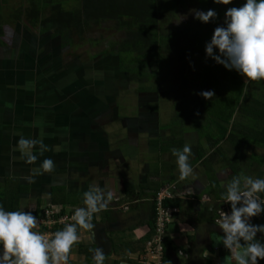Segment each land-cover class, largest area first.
Listing matches in <instances>:
<instances>
[{
	"label": "crops",
	"instance_id": "crops-1",
	"mask_svg": "<svg viewBox=\"0 0 264 264\" xmlns=\"http://www.w3.org/2000/svg\"><path fill=\"white\" fill-rule=\"evenodd\" d=\"M1 35L2 32L0 195L4 194L5 180L16 179L20 186L27 187L26 192L19 195L20 209L28 212L51 206V190L59 188L72 200V204L65 207L74 210L85 206L84 192L91 186H99L105 193L111 192L113 198L106 210L93 215L91 232L77 228L78 243L101 248L106 257L104 264H139L143 249L135 244L150 231L153 200L166 188L174 186L168 201L169 208L177 214L165 239V264H235L230 252L220 243L222 230L206 221L214 206L220 204L219 212L227 206L208 195L211 181L200 173L203 158L197 159L196 146L191 148L188 159L193 173L186 179H179L172 149L182 150L186 144L193 147L188 140L191 134L188 126L173 132L168 124L163 127V121L155 115L131 120L125 106L127 110L132 106L136 111V103L125 99L119 103L114 93L103 92L96 77L94 87L92 81L83 84L74 76L73 80L66 77L50 82V65H59V61L53 59L56 55L50 56L47 51L40 55L43 48L33 47L30 54L26 50L17 51L14 57L7 36L1 38ZM49 41L48 38L46 42ZM50 57L52 61L45 64ZM14 69L19 78L18 73L14 78ZM89 75L91 77L90 72ZM14 79L17 80L14 82ZM14 90L19 94L16 113L21 121L24 117H36L35 126L30 129L20 126L14 129L6 119L4 121L3 115L14 117ZM24 106L29 107L26 114L20 113ZM120 118L130 129L125 130V134L120 130L123 128ZM41 129L47 134L43 138ZM153 131L157 135L150 137ZM172 132L176 134L175 140L171 138ZM52 134L55 137L51 148L47 147L48 150L41 154L37 144L32 149L37 160L27 163L17 148L19 139L42 140L47 146ZM163 140L166 144L158 143ZM192 151L196 155L194 158ZM116 157L122 162H116ZM45 159L54 161V170L33 176V170L40 168ZM30 177L34 182H30ZM218 183L222 186L225 182ZM68 264H87L76 245L72 246Z\"/></svg>",
	"mask_w": 264,
	"mask_h": 264
},
{
	"label": "trees",
	"instance_id": "trees-1",
	"mask_svg": "<svg viewBox=\"0 0 264 264\" xmlns=\"http://www.w3.org/2000/svg\"><path fill=\"white\" fill-rule=\"evenodd\" d=\"M4 2L6 0H0V32L2 23L8 19V15L2 11V3ZM29 2L31 8L29 22L32 24L42 12L52 11L51 14L56 11L59 12V19L55 21V25L59 28V44L61 46L71 45L73 38H76V41H89L90 36L88 34L85 35L84 32L92 28L102 29L105 25L111 26L110 34L112 33L111 36L114 35V37L100 35L96 40L97 44L106 45L105 50L100 52L102 54L116 55L119 63V72L127 75V79L130 82L142 85L150 78V75L148 76L149 67L156 66L158 62L165 63L167 61L164 58L167 53H162L160 50V42L162 37H164L163 35L173 36L177 39V44L167 50L172 55L187 54L189 49H199L206 55L205 46L210 42L214 29L216 27H226L225 12L227 9L232 7L239 8L243 6L246 0H231L227 5L214 3V0H29ZM188 5L199 11L214 10L217 15L214 19H210L208 23H202L195 18L181 22L179 20L180 12L186 10ZM15 17L16 13L12 14V20H15ZM163 19L170 20L175 24L172 25L171 30L166 31L162 35L159 31V25ZM44 26L45 30L49 28L46 24ZM115 33L120 35H115ZM27 53L30 52L27 51ZM213 54H219L218 50L214 48ZM209 58L211 59V64L209 67L207 66V72L219 67L227 81L230 82L229 88L232 96L207 109V114L201 122L196 120L195 125L198 137L205 139L210 150L217 147L224 139H234V135H238L246 142L264 147V81L247 80L235 69H226L222 64L216 63L211 57ZM75 62L78 64V61ZM102 64L100 63L99 65L101 66ZM101 68L103 67L101 66ZM207 72H204L205 74L203 75L201 74L203 78H205ZM100 75L101 73L98 76ZM102 79H105L104 82L107 80L108 84H111V81L104 76L96 78L97 83L101 84ZM92 83L94 87L95 79ZM116 88L117 86L114 87V90ZM139 90H142L141 87ZM237 109L240 111L243 122L242 124L239 122L234 126L233 134V128H231L233 126L232 116L234 112L238 111ZM172 123L167 127L173 132L178 131L180 128L179 121L172 120ZM237 126L240 129L238 133L236 132ZM158 143L166 144V140H163V142L158 141ZM195 150L198 155L197 159L204 157V149L198 146ZM249 158L257 164L262 163V158L258 155H250ZM229 162L231 169L234 171L236 164L230 160ZM210 181L208 195L213 198L212 200L224 202L222 194L226 191V188H221L217 179L210 178ZM3 187L4 194L0 195V207H3L5 211H20L18 196L26 192L27 187L20 186L16 179H6ZM258 195L261 200H264V193H259ZM65 196L62 189L51 190V203L59 208L57 218L65 213L64 211L68 208L65 206L72 204V200ZM226 204L231 212L230 203ZM163 205L169 208V201H164ZM218 209L219 205L218 207L214 206L211 213L208 214L209 218L206 221L209 224L214 225L213 221L218 217ZM152 210L150 231L142 240L135 244L137 248L144 249L146 243L153 236L154 207ZM39 214L40 208L37 207L34 216ZM71 216L69 215L67 218L71 219ZM254 219L257 225H264V211H262L260 219L258 217ZM64 227L65 225L56 224L53 227V231L62 230ZM260 238L263 239V241L260 240L264 243V234H261ZM74 245L78 246L80 253L84 254L87 264H94L92 259L93 246L86 247L79 243ZM164 259L163 263L165 264ZM259 261L260 264H264V260Z\"/></svg>",
	"mask_w": 264,
	"mask_h": 264
},
{
	"label": "rangeland",
	"instance_id": "rangeland-1",
	"mask_svg": "<svg viewBox=\"0 0 264 264\" xmlns=\"http://www.w3.org/2000/svg\"><path fill=\"white\" fill-rule=\"evenodd\" d=\"M29 5V0H6V2L2 3V11L4 14L8 15V19L6 22L2 21V25H9L14 32L17 30L19 34V41H13L14 48L12 49H14V57L16 56L17 51H23L20 42H22L27 35L30 36L31 40L34 36L38 38V34L47 36L50 41L48 43L45 42L42 51L46 50L49 52L48 55L50 56L55 54L57 59H53H55L56 62L59 61L58 66H56V63L55 65L53 64V66L50 65V77L48 78L49 81L51 80L50 82H59V80H63L66 77L73 80L74 70H77L79 66L83 68V71L79 68L80 72L76 74V77H79L76 79H79L83 84H90L89 81H93L96 74V78H102V76H104L111 81V84H108L107 80L104 82L105 79H102L100 86L103 87L104 93H107L108 95L115 92L114 95L119 98V103L125 99L132 103L135 102L136 106L137 104L139 105L138 109L136 107V111L131 108L132 106H130L128 110L126 109L128 106H125V112L128 111V113L131 114V120H142L144 117H141L143 115L147 116L145 112L149 108V110L153 109V115L158 116L160 120L163 121V127H166L167 124H173L172 120L176 122L179 121V129L188 126V129L191 132V134L188 135V140L189 143L193 145L191 148L200 146L205 150L203 160L200 162V173L204 174L207 178L217 179L220 182L224 181V184L226 185L234 176H238V174L251 176L254 179H264V147L251 142H246L238 135H234V139H224L217 147L210 150L205 139L198 137L195 125L196 120L201 122L207 114V109L216 106L226 98H231L232 92L230 93V82L227 81L223 71L219 69V67L207 72L206 68L211 64V59L199 49H189L187 54L185 53L182 55H172L167 51L169 47L177 44V39L173 36L163 35L166 31L172 29V25L175 24L174 22L170 20L169 22L167 19H163V21H160L159 25V31L164 36L160 42V50L162 53H167L164 58L169 62H158L156 66L149 67L148 76L150 75V78L141 85L140 83L130 82L127 79V75L119 72V63L116 55L107 53L102 54L100 52L105 50L106 45H99L96 40L100 35L111 36V26L105 25L102 29L92 28L89 31L84 32L85 35L88 34L90 36L89 41H76V38L72 37L73 40L71 45L61 46L59 44V28L55 25V21L59 19V12L56 11L53 12V14H51L52 11L45 13L42 12L32 24L29 22V17L31 16H29L31 9ZM192 9L194 8L188 5L186 10L180 12L179 20L184 22L193 19L194 13L191 11ZM15 13L16 19L12 20V14ZM44 24L49 27L47 30L44 29ZM115 35L119 36L120 34L115 33ZM112 37H114V35L111 36V38ZM25 50L31 52L32 48H26ZM35 51L36 50H34V52ZM50 58L46 60L45 64H49L52 61V57ZM75 61H78V64L76 63V65H74ZM81 62L83 64L79 65ZM94 63L99 70L93 68L95 66L92 67ZM100 63H103L101 65L103 68L98 66ZM77 66L78 68H76ZM85 67L92 68L88 69ZM85 69H87V72ZM90 70H94L93 73L90 72L91 77L89 75ZM204 72H207L205 78L202 77V75L205 74ZM17 73V70L14 69V78H17ZM99 73H101L100 76H98ZM16 80L17 79H14V82ZM116 86L117 88L114 90V87ZM140 87L142 90H139ZM205 91H212L214 96L211 99H205L200 95L201 92ZM18 97L19 94L14 90V117L3 115V117H6L4 118V121L6 119L7 124L13 126L14 129L16 127L19 128V126L23 129H30L35 126L34 120L36 117L30 116L31 119L24 117V121H21V116L16 113V102ZM20 110V113L26 114L29 107L24 106V108H21ZM2 112L3 109H0V115H2ZM147 113H149L148 110ZM232 119L233 126L231 128H233L234 134V126L239 122L241 124L243 122L239 110L234 112ZM19 121L21 123H19ZM120 121L123 127L120 128V130L125 134V130H127V132L130 130L129 126L123 121V118H120ZM133 124L135 123L133 122ZM137 128L140 130V127L137 126ZM238 130H240L239 127L236 129L237 133L239 132ZM41 132L42 138L47 135L42 129ZM154 132L155 131L149 134V136L154 137V135H157V133ZM50 136L51 140L47 142L48 148H51V144L55 137L53 134ZM175 137L176 134L172 132L171 138L175 140ZM250 155L260 156L262 158V163L257 164L254 160L249 158ZM194 157H196V155L192 151V158ZM115 160L119 163L122 162L120 159L118 160V157H116ZM229 160L236 164L234 171L231 169ZM224 184H222V186L226 188V185ZM222 186L220 187L222 188ZM254 218L256 217L250 218V223L257 225ZM260 237L261 233H257L256 239H261L263 241Z\"/></svg>",
	"mask_w": 264,
	"mask_h": 264
},
{
	"label": "clouds",
	"instance_id": "clouds-1",
	"mask_svg": "<svg viewBox=\"0 0 264 264\" xmlns=\"http://www.w3.org/2000/svg\"><path fill=\"white\" fill-rule=\"evenodd\" d=\"M230 2L231 0H214V3L224 5ZM191 11L194 18L202 23H208L217 15L214 10ZM225 24L226 27L214 29L210 42L205 46L206 56L226 69H235L247 80L264 81V0H246L239 8L227 9ZM214 48L219 54H213ZM200 95L211 99L214 93L205 91ZM37 144L41 154L48 150L42 140L21 137L18 141L17 148L29 164L37 160V156L32 154V149ZM172 154L176 157L179 179H186L193 173V168L188 163L191 147L186 144L182 150L173 148ZM54 167V161L45 159L40 168L33 170V176L50 173ZM29 180L34 182L32 177ZM259 193H264V179L238 175L226 185V191L222 194L225 203H230L231 212L227 205L216 221L218 225L214 221L213 224L222 230L220 243L230 252L235 264H258V260H264V243L256 239L257 233L264 234V225L250 223L251 217L260 218L264 211V200H261ZM83 196L84 207L74 210L67 208L58 218L59 208L53 205L40 207L38 216H34L36 208L26 212L20 206V211H5L0 207V264H68L72 246L80 240L77 227L91 232L94 229L93 215L106 210L113 198L111 192L105 193L99 186H91ZM170 199H164L163 202ZM218 212L219 209L217 216ZM176 214L177 212L173 214L172 222ZM69 215H72L71 219L67 218ZM41 222H50V226H42ZM56 224L65 227L53 231ZM37 225L42 229L41 233L33 231ZM92 251L94 264H104L106 257L103 250L96 248ZM164 251L166 252L165 245Z\"/></svg>",
	"mask_w": 264,
	"mask_h": 264
},
{
	"label": "built area",
	"instance_id": "built-area-1",
	"mask_svg": "<svg viewBox=\"0 0 264 264\" xmlns=\"http://www.w3.org/2000/svg\"><path fill=\"white\" fill-rule=\"evenodd\" d=\"M170 190H175L174 186H169L166 190L162 191L154 201V211H155V221L153 226V236L150 241H148L142 251L141 259L139 264H164V245L165 239L168 231V227L172 223L173 214L176 210L170 208H165L163 206L164 199L171 198ZM221 211L218 212V217L214 220V224L218 225L216 221L220 219ZM42 226L49 227L50 222L40 223ZM33 231H38L41 233L42 229L37 227ZM47 234V233H42ZM49 234V233H48ZM2 251V250H0Z\"/></svg>",
	"mask_w": 264,
	"mask_h": 264
},
{
	"label": "flooded vegetation",
	"instance_id": "flooded-vegetation-1",
	"mask_svg": "<svg viewBox=\"0 0 264 264\" xmlns=\"http://www.w3.org/2000/svg\"><path fill=\"white\" fill-rule=\"evenodd\" d=\"M2 26V29H1V32H2V35H1V38L3 37V36H7V42H10V44H11V46L14 48V43H13V41H15V42H18L19 41V34H18V31L17 30H15V32H14V30L13 29H11L10 27H9V25H6V24H3V25H1ZM7 28V29H6ZM38 38H36L35 36L32 38V40H31V38H30V36L29 35H27L26 37H24V40H22V42H20L21 43V48H22V50H25L26 48H32V47H37V48H43V44L42 43H45L46 42V40L48 39V37L47 36H42V35H40V34H38ZM44 40H45V42H44ZM42 42V43H41ZM26 46H28V47H26ZM13 51H14V49H12ZM52 56H55V54L54 55H52ZM79 61V60H78ZM83 63L81 62L79 65H82ZM74 65H76V62H75V64ZM92 66H94V65H92ZM76 68H78V66L76 67ZM79 68H81L80 66H79ZM77 69V70H74V78H77V77H79V76H77L76 77V74H78L79 72H80V69ZM92 68V67H91ZM93 68H95L96 70H99V68H97V67H93ZM94 69V70H95ZM94 70H90L89 72H91V73H93L94 72ZM81 71H83V69L81 68ZM85 71L87 72V69H85ZM115 93V92H114ZM115 96V95H114ZM138 107H139V105L137 104V109H138ZM147 110L149 111V113H147ZM146 110V112H145V114H147L148 116H153V113H154V111H153V109L152 110H149V108ZM138 122H140V121H138Z\"/></svg>",
	"mask_w": 264,
	"mask_h": 264
}]
</instances>
